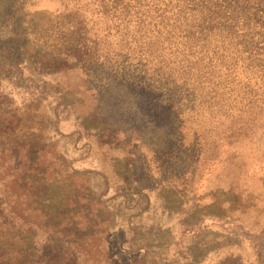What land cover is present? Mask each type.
<instances>
[{
	"label": "trees",
	"instance_id": "16d2710c",
	"mask_svg": "<svg viewBox=\"0 0 264 264\" xmlns=\"http://www.w3.org/2000/svg\"><path fill=\"white\" fill-rule=\"evenodd\" d=\"M28 1L15 0L17 15L25 14ZM55 1L53 19L32 20L51 39L35 63L47 74L79 72L87 80L85 92L93 94L87 120L114 123L103 132L112 144H121L123 128L130 126L126 153L144 150L145 167L163 169L165 152L183 163L184 177L193 175L216 156L218 144L233 146L264 128V0ZM89 80L101 83L97 94L87 88ZM113 89L118 94L111 102L123 101L122 111L99 118L98 98ZM12 105L1 92L0 264H22L24 258L25 264H122L106 250L111 214L82 194L83 180L64 221L52 223L43 212L42 186L61 176L58 152L39 118ZM152 136L163 143L143 144ZM22 232L36 239L39 234L42 246L35 257L19 261ZM66 243L67 251L57 250Z\"/></svg>",
	"mask_w": 264,
	"mask_h": 264
},
{
	"label": "rangeland",
	"instance_id": "374dc122",
	"mask_svg": "<svg viewBox=\"0 0 264 264\" xmlns=\"http://www.w3.org/2000/svg\"><path fill=\"white\" fill-rule=\"evenodd\" d=\"M17 8L15 0H0V93L8 96L12 109L39 118L58 152L61 176L39 193L48 221L66 219L69 199L83 180L82 194L111 214L106 250L113 263L230 264L225 261L236 259L238 264H264V128L233 146L218 144L216 156L200 163L193 175L184 177L183 163L167 159L165 152L163 169L145 167L144 150L126 153L130 126L123 128L126 139L118 145L103 133L114 123L87 120L93 94L85 92L87 80L79 72L47 74L35 63L38 51L51 48V39L32 20L53 19L59 4L29 0L23 15H17ZM99 84L89 80L87 88L97 94ZM116 93L113 89L99 96V118L113 119L122 111L123 101L111 102ZM159 138L143 137L142 142L160 145ZM32 236L22 232L17 238L19 261L35 257L41 236Z\"/></svg>",
	"mask_w": 264,
	"mask_h": 264
}]
</instances>
